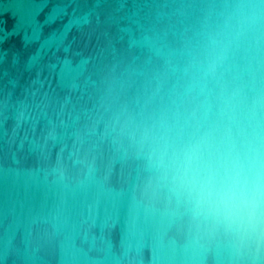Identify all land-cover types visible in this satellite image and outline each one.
Returning a JSON list of instances; mask_svg holds the SVG:
<instances>
[{
	"label": "water",
	"instance_id": "water-1",
	"mask_svg": "<svg viewBox=\"0 0 264 264\" xmlns=\"http://www.w3.org/2000/svg\"><path fill=\"white\" fill-rule=\"evenodd\" d=\"M0 264H264V0H0Z\"/></svg>",
	"mask_w": 264,
	"mask_h": 264
}]
</instances>
